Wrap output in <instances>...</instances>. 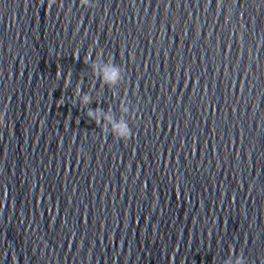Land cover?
<instances>
[{
  "label": "water",
  "instance_id": "water-1",
  "mask_svg": "<svg viewBox=\"0 0 264 264\" xmlns=\"http://www.w3.org/2000/svg\"><path fill=\"white\" fill-rule=\"evenodd\" d=\"M96 5L0 0V264H264V0Z\"/></svg>",
  "mask_w": 264,
  "mask_h": 264
},
{
  "label": "clouds",
  "instance_id": "clouds-1",
  "mask_svg": "<svg viewBox=\"0 0 264 264\" xmlns=\"http://www.w3.org/2000/svg\"><path fill=\"white\" fill-rule=\"evenodd\" d=\"M82 6H87L88 8H95L96 0H81ZM261 41H257L259 44ZM103 53H98L95 59H91L90 67L92 69L93 76L99 75L102 84L107 85L110 90H112L113 97L119 96L120 86L126 79L125 70L120 65L114 63L111 58L103 59ZM90 57L85 63H89ZM59 75V74H57ZM71 83L70 75L64 77V86L67 88ZM82 89L77 85L73 94V101L78 100L80 107L86 109V116L99 125L103 131L107 134H111L114 138L122 141H127L133 136L132 128L129 124V119L135 114V107H131L129 102L120 98L119 112L120 115L117 117L111 108L107 111L97 107L95 109L89 106L92 103V96L88 93L81 94ZM127 117V118H126ZM0 124H3V113H0ZM223 264H248L246 258L243 254H237L235 259H233L232 254L224 260Z\"/></svg>",
  "mask_w": 264,
  "mask_h": 264
}]
</instances>
